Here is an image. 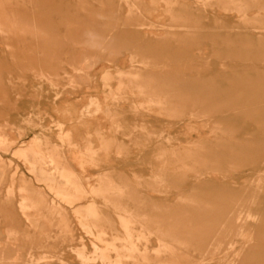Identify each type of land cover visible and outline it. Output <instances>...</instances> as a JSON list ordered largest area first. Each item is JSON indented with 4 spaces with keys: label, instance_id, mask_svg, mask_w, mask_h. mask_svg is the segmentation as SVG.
<instances>
[{
    "label": "rangeland",
    "instance_id": "obj_1",
    "mask_svg": "<svg viewBox=\"0 0 264 264\" xmlns=\"http://www.w3.org/2000/svg\"><path fill=\"white\" fill-rule=\"evenodd\" d=\"M0 264H264V0H0Z\"/></svg>",
    "mask_w": 264,
    "mask_h": 264
},
{
    "label": "bare ground",
    "instance_id": "obj_2",
    "mask_svg": "<svg viewBox=\"0 0 264 264\" xmlns=\"http://www.w3.org/2000/svg\"><path fill=\"white\" fill-rule=\"evenodd\" d=\"M138 26V25H137ZM160 27V26H159ZM165 65H166V63H164ZM170 64H168V66H169ZM167 66V65H166ZM163 67H165L164 65H163ZM176 67V66H175ZM179 68V67H178ZM167 71H169V70H167ZM150 105V104H149ZM160 107V106H159ZM144 129V128H143ZM157 138H159V137H156V139ZM157 141H158V139H157ZM160 141V140H159ZM259 186V185H258ZM85 208V207H84ZM87 208V207H86ZM87 211V210H86ZM87 213V212H86ZM90 216H92V215H90ZM94 216H95V214H94ZM245 245V244H244ZM117 253L119 254V255H121L120 254V252L117 250ZM129 254H128V256L126 257V259H128V260H131V258H132V255H131V252L129 251L128 252ZM133 253V252H132Z\"/></svg>",
    "mask_w": 264,
    "mask_h": 264
}]
</instances>
